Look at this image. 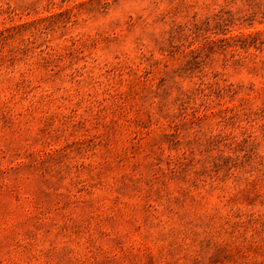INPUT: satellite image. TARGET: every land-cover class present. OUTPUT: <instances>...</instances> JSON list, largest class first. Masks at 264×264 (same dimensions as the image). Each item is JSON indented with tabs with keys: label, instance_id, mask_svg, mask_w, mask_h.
Returning <instances> with one entry per match:
<instances>
[{
	"label": "rangeland",
	"instance_id": "rangeland-1",
	"mask_svg": "<svg viewBox=\"0 0 264 264\" xmlns=\"http://www.w3.org/2000/svg\"><path fill=\"white\" fill-rule=\"evenodd\" d=\"M0 264H264V0H0Z\"/></svg>",
	"mask_w": 264,
	"mask_h": 264
}]
</instances>
